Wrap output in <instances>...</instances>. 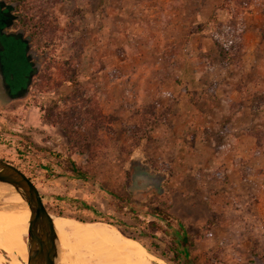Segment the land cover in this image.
<instances>
[{
	"label": "rangeland",
	"instance_id": "obj_1",
	"mask_svg": "<svg viewBox=\"0 0 264 264\" xmlns=\"http://www.w3.org/2000/svg\"><path fill=\"white\" fill-rule=\"evenodd\" d=\"M4 1L38 69L0 31V82L20 89L0 100V158L48 211L114 227L165 264H184L178 222L192 264H264V0Z\"/></svg>",
	"mask_w": 264,
	"mask_h": 264
},
{
	"label": "bare ground",
	"instance_id": "obj_2",
	"mask_svg": "<svg viewBox=\"0 0 264 264\" xmlns=\"http://www.w3.org/2000/svg\"><path fill=\"white\" fill-rule=\"evenodd\" d=\"M0 199L9 203L0 207V248L11 257L9 264H27L26 236L30 212L10 184H0ZM53 219L60 242V264H69L63 248L71 238L80 241L83 249L81 255H74L70 264H148V261L165 264L138 240L120 235L114 227L57 215H53ZM0 264H7L1 255Z\"/></svg>",
	"mask_w": 264,
	"mask_h": 264
},
{
	"label": "water",
	"instance_id": "obj_3",
	"mask_svg": "<svg viewBox=\"0 0 264 264\" xmlns=\"http://www.w3.org/2000/svg\"><path fill=\"white\" fill-rule=\"evenodd\" d=\"M17 3V1L0 0V7L14 18L17 16L14 15ZM145 174L146 178L151 180L160 179L159 176ZM138 175V172L134 171L132 181L136 182ZM0 184L12 185L22 196L25 207L30 212L26 236L27 264H60V242L53 214L45 206L36 185L21 169L2 158H0ZM147 185L148 183L143 184V186ZM8 204L0 199V207Z\"/></svg>",
	"mask_w": 264,
	"mask_h": 264
},
{
	"label": "trees",
	"instance_id": "obj_4",
	"mask_svg": "<svg viewBox=\"0 0 264 264\" xmlns=\"http://www.w3.org/2000/svg\"><path fill=\"white\" fill-rule=\"evenodd\" d=\"M225 31H229V26H225V30H224V33ZM224 33L222 34L224 36ZM216 39V38H215ZM226 39V40H225ZM225 39L224 41L225 44L222 43H219V44H223L222 45V52H223V55L225 56H231L233 55L235 52H237L239 49L238 46H236V42L238 39L240 40V37H236V40H233L229 37V34L225 35ZM217 41V39H216ZM236 44V45H235ZM75 175L79 178H84V175L82 172H80L78 169L74 168L73 169ZM111 194H113L114 196H117L115 195L114 193L111 192ZM83 205L87 208H90V209H93V207L87 205L86 203H83ZM94 210V209H93ZM95 211V210H94ZM168 225H170L171 223L169 221L166 222ZM178 227H179V230H175V235L177 236V238H175V241H176V244H174V246H172V249L174 251V257L178 258L180 257L181 255L184 256V264H192V259L190 258V253L191 251L189 250V247H191V245L193 244V240L192 238H190V236L188 235V233L186 232V230L183 228L182 224L181 223H177ZM118 226V225H116ZM166 232V231H164ZM147 247V246H146ZM148 248V247H147ZM182 248H184L185 250L183 251ZM150 251H152L150 248H148ZM154 254L157 255L156 252L152 251Z\"/></svg>",
	"mask_w": 264,
	"mask_h": 264
},
{
	"label": "flooded vegetation",
	"instance_id": "obj_5",
	"mask_svg": "<svg viewBox=\"0 0 264 264\" xmlns=\"http://www.w3.org/2000/svg\"><path fill=\"white\" fill-rule=\"evenodd\" d=\"M0 10L1 11H5L3 10V8L0 7ZM6 12V11H5ZM7 13V12H6ZM16 15V14H14ZM19 16H15L14 18H11V14H9V20L4 23V24H0V31L1 33L3 34H12L16 37H18L23 45V53H24V57L26 58L27 60V63H28V67L30 68V70L32 71V75H34V73L37 71L38 69V62H37V55L33 52V49H32V46L30 44V38L25 35V33L19 29V28H13L14 24H15V21L16 19H18ZM21 33V34H20ZM32 75L30 76V79H29V82H28V85L31 81V77ZM11 85L9 84H6V83H2L0 82V100H3V99H7L9 100V97H8V92H7V88L9 90V92L11 93L12 91L15 90V92H20V89L19 88H10ZM13 92V93H15ZM5 160V159H4ZM20 169V168H19ZM153 181V180H152ZM143 182V178H137L136 180V184H139V183H142ZM153 183L155 184V181H153ZM151 264L155 263L153 261H149Z\"/></svg>",
	"mask_w": 264,
	"mask_h": 264
}]
</instances>
